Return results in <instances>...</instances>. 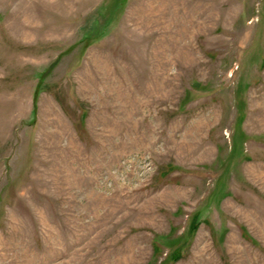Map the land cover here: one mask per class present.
<instances>
[{
  "label": "rangeland",
  "instance_id": "1",
  "mask_svg": "<svg viewBox=\"0 0 264 264\" xmlns=\"http://www.w3.org/2000/svg\"><path fill=\"white\" fill-rule=\"evenodd\" d=\"M0 264H264V0H0Z\"/></svg>",
  "mask_w": 264,
  "mask_h": 264
}]
</instances>
